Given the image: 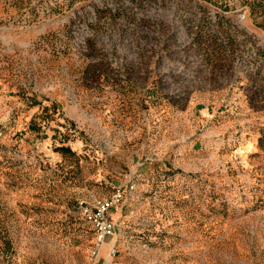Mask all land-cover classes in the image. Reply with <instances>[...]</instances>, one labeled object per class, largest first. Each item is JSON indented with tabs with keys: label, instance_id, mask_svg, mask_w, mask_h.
<instances>
[{
	"label": "rangeland",
	"instance_id": "rangeland-1",
	"mask_svg": "<svg viewBox=\"0 0 264 264\" xmlns=\"http://www.w3.org/2000/svg\"><path fill=\"white\" fill-rule=\"evenodd\" d=\"M0 264H264V0H0Z\"/></svg>",
	"mask_w": 264,
	"mask_h": 264
},
{
	"label": "built area",
	"instance_id": "built-area-1",
	"mask_svg": "<svg viewBox=\"0 0 264 264\" xmlns=\"http://www.w3.org/2000/svg\"><path fill=\"white\" fill-rule=\"evenodd\" d=\"M244 14L238 15L239 20L244 19ZM121 200V192L116 190L110 200L96 203L94 208L87 207L83 201L77 203L79 213L87 218L94 228L96 234V242L101 245L106 237H109L113 232V225L109 219V212L116 208ZM112 254V253H111Z\"/></svg>",
	"mask_w": 264,
	"mask_h": 264
}]
</instances>
